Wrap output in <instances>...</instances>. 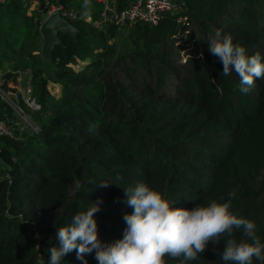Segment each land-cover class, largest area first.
Segmentation results:
<instances>
[{
    "label": "trees",
    "instance_id": "trees-1",
    "mask_svg": "<svg viewBox=\"0 0 264 264\" xmlns=\"http://www.w3.org/2000/svg\"><path fill=\"white\" fill-rule=\"evenodd\" d=\"M174 1L178 9L156 24L136 22L119 31L84 21L81 0L72 32L56 33L45 60L58 96L45 86L39 13L33 9L10 36L0 33L1 77L29 75L40 105L37 111L23 107L36 133L0 137V264H48L57 228L98 199L101 241L122 238L123 215L132 212L123 188L137 183L183 208L225 202L234 192L231 211L252 220L264 242V80L243 94L236 74L223 76L222 63L208 52V36L188 44L193 28L211 37L219 29L247 55L259 51L264 57V0ZM90 4L94 19L98 8ZM27 6L22 0L0 3L21 19ZM8 110L0 102V113ZM101 179L114 183L102 188ZM235 238L243 239L241 232ZM224 244L209 242L187 264H224ZM62 259L81 264L75 251ZM85 259L98 264L94 253Z\"/></svg>",
    "mask_w": 264,
    "mask_h": 264
},
{
    "label": "clouds",
    "instance_id": "clouds-1",
    "mask_svg": "<svg viewBox=\"0 0 264 264\" xmlns=\"http://www.w3.org/2000/svg\"><path fill=\"white\" fill-rule=\"evenodd\" d=\"M82 8L87 16L90 0H84ZM208 52L222 63L223 76L236 74L241 93L247 94L256 80H264V57L259 51L247 55L230 34L217 29L208 42ZM110 183L114 182L101 179L99 186L107 188ZM81 187L77 182L76 190ZM123 190L132 212L123 215L126 227L122 238L101 241L95 214L101 211L102 200L92 201L86 210L75 213L67 226L57 228L58 245L48 248V264H61L62 258L73 251L81 264H88L85 257L92 253L98 264H166L165 257L187 264L197 260L209 242L218 244L222 239L224 264H264V242L256 234V224L231 211L234 192L228 193L225 202L211 199L183 208L145 183ZM237 231L243 239L235 238Z\"/></svg>",
    "mask_w": 264,
    "mask_h": 264
},
{
    "label": "built area",
    "instance_id": "built-area-1",
    "mask_svg": "<svg viewBox=\"0 0 264 264\" xmlns=\"http://www.w3.org/2000/svg\"><path fill=\"white\" fill-rule=\"evenodd\" d=\"M4 1L0 0V3ZM22 1L28 4L27 8L35 9L41 16V20L57 13L63 21L70 24L71 20L80 17L72 7L63 6L58 2ZM93 2L98 8L96 17L92 19L88 14L83 17V20L99 30L111 25L119 31H124L130 29L136 22L154 25L164 14L178 9L174 0H93ZM14 74V77L8 79L0 76V86L5 81L4 89L0 88V102L6 104L16 118V121H12L6 114L7 112L0 113V137L7 136L14 140H21L25 135H31L39 130L38 126L25 113L23 107L37 111L40 105L31 95L29 75L21 85L25 73L14 72Z\"/></svg>",
    "mask_w": 264,
    "mask_h": 264
},
{
    "label": "rangeland",
    "instance_id": "rangeland-1",
    "mask_svg": "<svg viewBox=\"0 0 264 264\" xmlns=\"http://www.w3.org/2000/svg\"><path fill=\"white\" fill-rule=\"evenodd\" d=\"M81 0H77V2L75 1V4L71 5L70 7H72L74 10L76 9L75 6L79 3H80ZM28 7V6H27ZM30 7V6H29ZM32 8H26L24 13H23V19H21L20 15L19 16H12L11 17V13L9 11H5L4 9H0V33L2 34L3 32H6L8 36H10V32H9V29L10 30H13V31H18L19 29H21L23 27V25H25V18H27L29 15L32 14ZM195 29L196 31L194 32V36L193 38H191L190 40H188V44H193L195 41H198L200 38L201 39H204L206 38L207 36L209 38H211V35H209L207 32L203 33V32H199L196 28H193ZM184 48H181L180 50V61L183 62L185 61V59H187V56H185L183 53H184ZM39 54H40V51H39ZM41 59L43 60V63H44V74L43 76L47 79L48 78V75H49V70H50V66L47 65L46 63V59L41 56ZM6 66V64H5ZM2 71H0V76L2 75L1 73ZM22 80H25L24 77H22ZM21 85H23V82H21ZM169 89H172L174 88V85H173V82H170L169 83ZM46 89L54 96H58L59 94V89L57 87V85H54L51 83L50 81V78L47 79V82H46ZM2 103V102H1ZM4 107L6 108H9L6 106V104L2 103ZM25 113L27 115L28 114V111L24 110ZM7 115L9 116V118L12 120V121H16V118H15V115L13 114V112L11 111V109H9L8 111H6ZM30 116V115H29ZM28 116V117H29Z\"/></svg>",
    "mask_w": 264,
    "mask_h": 264
},
{
    "label": "water",
    "instance_id": "water-1",
    "mask_svg": "<svg viewBox=\"0 0 264 264\" xmlns=\"http://www.w3.org/2000/svg\"><path fill=\"white\" fill-rule=\"evenodd\" d=\"M72 26L63 21L57 13H53L41 20L38 26V33L41 39L40 55L45 59L48 58L51 46L56 42L57 32H72ZM5 81L0 88L4 89Z\"/></svg>",
    "mask_w": 264,
    "mask_h": 264
}]
</instances>
